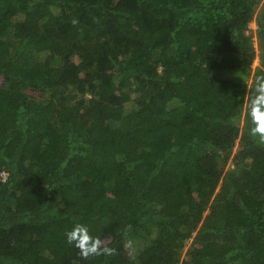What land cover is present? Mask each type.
<instances>
[{
    "label": "trees",
    "instance_id": "1",
    "mask_svg": "<svg viewBox=\"0 0 264 264\" xmlns=\"http://www.w3.org/2000/svg\"><path fill=\"white\" fill-rule=\"evenodd\" d=\"M260 74L264 0H0V264H264Z\"/></svg>",
    "mask_w": 264,
    "mask_h": 264
},
{
    "label": "clouds",
    "instance_id": "2",
    "mask_svg": "<svg viewBox=\"0 0 264 264\" xmlns=\"http://www.w3.org/2000/svg\"><path fill=\"white\" fill-rule=\"evenodd\" d=\"M77 22L73 19V24ZM246 117L250 118V136L255 138L259 144L264 145V74L257 75L254 79L253 88L248 95ZM65 236L67 242L79 250V255L84 260L101 255L113 256L117 253V250L110 247L106 241L90 234L88 227L84 224H75L65 233ZM125 248L131 254L134 251L133 242L128 240Z\"/></svg>",
    "mask_w": 264,
    "mask_h": 264
},
{
    "label": "rangeland",
    "instance_id": "3",
    "mask_svg": "<svg viewBox=\"0 0 264 264\" xmlns=\"http://www.w3.org/2000/svg\"><path fill=\"white\" fill-rule=\"evenodd\" d=\"M250 26H251V29H253V31H254V29L257 27L256 22L255 21H252L251 24H250ZM27 27L31 29V31H32V33L34 35L35 34H39L42 31V29L40 27V24L35 19H33L31 21H28L27 22ZM253 31H250V33H254ZM257 63H258V59L256 58V60L254 62V65H256ZM30 92H32V93H34L36 95L39 94V91H37V90H30ZM92 113H95V112H92Z\"/></svg>",
    "mask_w": 264,
    "mask_h": 264
},
{
    "label": "built area",
    "instance_id": "4",
    "mask_svg": "<svg viewBox=\"0 0 264 264\" xmlns=\"http://www.w3.org/2000/svg\"><path fill=\"white\" fill-rule=\"evenodd\" d=\"M1 174H2L3 179H5V178L7 177V174H8V173H7V171H2Z\"/></svg>",
    "mask_w": 264,
    "mask_h": 264
}]
</instances>
